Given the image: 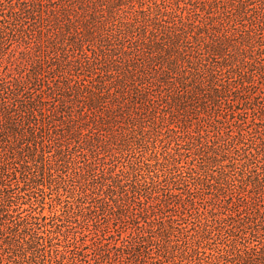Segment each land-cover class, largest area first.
<instances>
[{
    "label": "trees",
    "instance_id": "obj_1",
    "mask_svg": "<svg viewBox=\"0 0 264 264\" xmlns=\"http://www.w3.org/2000/svg\"><path fill=\"white\" fill-rule=\"evenodd\" d=\"M65 1L0 0V264H264V0Z\"/></svg>",
    "mask_w": 264,
    "mask_h": 264
},
{
    "label": "rangeland",
    "instance_id": "obj_2",
    "mask_svg": "<svg viewBox=\"0 0 264 264\" xmlns=\"http://www.w3.org/2000/svg\"><path fill=\"white\" fill-rule=\"evenodd\" d=\"M47 1L48 0H46V2ZM50 1H52V3H51L52 4V8L50 9L51 11L52 10L60 11L64 7H67V6L70 7V8L73 7V4L72 3H68L65 0H50ZM49 7H51V6H49ZM16 48H17V46L12 45L9 48V53H14V51H16ZM14 70H15V67H12V66H4L2 68V71L1 72L3 73L4 76L6 75V73H8V74H15V76H16L17 73ZM27 74H28V71L26 70V72L24 73V76H27ZM256 82H260L259 84H261V85L264 84L260 79H256ZM254 92H258V90L254 91ZM40 93L41 92H40V90L38 88H29V89L26 90V97H28V98H37ZM259 93H261V89H260ZM260 96H263L264 97V94L261 93ZM53 104H54V100L53 99H48L47 109L52 108L51 106ZM106 110L107 109H106V106L105 105L104 106H101L99 108L98 113L106 112ZM242 112L244 113V119L248 120V122H247L248 123L247 126L249 128L248 130L252 129L253 128L252 119H253V116H254L253 115V112L252 111H247V110H244ZM197 122H198V120L195 121V123H197ZM243 122H245V121H243ZM88 254L90 255L89 256V259L90 260L93 259V257H95V255H94V248L89 249L88 250Z\"/></svg>",
    "mask_w": 264,
    "mask_h": 264
}]
</instances>
